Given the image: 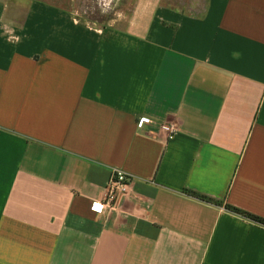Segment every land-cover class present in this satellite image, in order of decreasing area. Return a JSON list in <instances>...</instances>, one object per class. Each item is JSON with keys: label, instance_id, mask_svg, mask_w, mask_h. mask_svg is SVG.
Returning a JSON list of instances; mask_svg holds the SVG:
<instances>
[{"label": "crops", "instance_id": "1", "mask_svg": "<svg viewBox=\"0 0 264 264\" xmlns=\"http://www.w3.org/2000/svg\"><path fill=\"white\" fill-rule=\"evenodd\" d=\"M113 12L0 0V264H264V226L187 192L264 218V0Z\"/></svg>", "mask_w": 264, "mask_h": 264}, {"label": "built area", "instance_id": "2", "mask_svg": "<svg viewBox=\"0 0 264 264\" xmlns=\"http://www.w3.org/2000/svg\"><path fill=\"white\" fill-rule=\"evenodd\" d=\"M150 122L145 118L138 121V127L144 128ZM159 129L164 132L169 139L173 138L178 128L173 123H162ZM133 182L132 176L120 169L112 171L110 180L105 188V196L103 200L94 201L91 208L96 213L114 212L121 204L123 198L128 194Z\"/></svg>", "mask_w": 264, "mask_h": 264}, {"label": "rangeland", "instance_id": "3", "mask_svg": "<svg viewBox=\"0 0 264 264\" xmlns=\"http://www.w3.org/2000/svg\"><path fill=\"white\" fill-rule=\"evenodd\" d=\"M201 1L203 0H200V2ZM80 3L82 9L88 11L86 16L94 18L97 22L105 21L106 19L112 17L114 13L113 11L116 9L114 2H109L107 0H80ZM104 4H106V6H103Z\"/></svg>", "mask_w": 264, "mask_h": 264}, {"label": "trees", "instance_id": "4", "mask_svg": "<svg viewBox=\"0 0 264 264\" xmlns=\"http://www.w3.org/2000/svg\"><path fill=\"white\" fill-rule=\"evenodd\" d=\"M187 192L190 195H192V196H194V197H196V198H198V199H200L202 201H206V202H209V203H213L215 205H224V207L228 211H230V212H232L234 214L240 215V216H242V217H244V218H246L248 220H251L252 222H254V223L258 224V225L264 226V218H262L260 216H257L255 214H252V213L248 212V211H245L243 209H240L238 207H235V206H233L231 204H225L223 202H220L218 200L212 199L210 197H207V196H205L203 194H200V193L195 192V191H192V190H187Z\"/></svg>", "mask_w": 264, "mask_h": 264}, {"label": "flooded vegetation", "instance_id": "5", "mask_svg": "<svg viewBox=\"0 0 264 264\" xmlns=\"http://www.w3.org/2000/svg\"><path fill=\"white\" fill-rule=\"evenodd\" d=\"M109 2H114L115 6H116V0H107ZM107 3V2H106ZM108 4V3H107ZM103 6H106V4H104Z\"/></svg>", "mask_w": 264, "mask_h": 264}]
</instances>
